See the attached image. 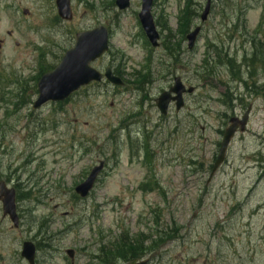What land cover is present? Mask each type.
Listing matches in <instances>:
<instances>
[{
    "label": "rangeland",
    "instance_id": "rangeland-1",
    "mask_svg": "<svg viewBox=\"0 0 264 264\" xmlns=\"http://www.w3.org/2000/svg\"><path fill=\"white\" fill-rule=\"evenodd\" d=\"M191 1L192 30L200 25L205 0ZM214 1L196 47L188 51L183 41L182 60L167 73L161 66L171 64L165 43L181 44L178 15L188 0H155L163 44L158 49L150 47L138 21L141 0H131L123 12L115 0H71V21L58 18L55 0H0V181L29 196L17 202L24 217L20 229L2 219L0 203V264H27L21 258L26 239L40 242L38 264H132L107 260V249L124 233L131 240L143 236L146 249L156 238L151 235L171 229L178 238L161 241L143 260L264 264V0ZM23 9L30 14L23 16ZM102 25L110 31V50L92 66L112 68L126 86L92 84L62 107L49 103L33 110L41 71L60 63L77 32ZM256 31L262 45L250 61L256 66L252 79L245 60ZM211 41L229 48L242 82L231 81L222 65L216 76L200 79ZM149 71V81L140 85L137 74ZM175 76L198 91L182 112L173 108L164 120L155 101ZM227 92L236 98L232 107L231 101L226 106ZM249 107L247 132L233 140L225 165L212 176L221 132ZM101 160L106 166L95 189L77 200L75 187ZM151 178L161 190L142 187ZM68 249L76 252L73 261Z\"/></svg>",
    "mask_w": 264,
    "mask_h": 264
},
{
    "label": "water",
    "instance_id": "water-1",
    "mask_svg": "<svg viewBox=\"0 0 264 264\" xmlns=\"http://www.w3.org/2000/svg\"><path fill=\"white\" fill-rule=\"evenodd\" d=\"M154 0H142V12L139 14L140 21L147 33L149 40L154 47L158 46L159 35L156 32L154 21L151 15V9ZM116 4L119 9L123 10L129 7V0H117ZM59 15L70 20L72 18L71 7L69 0H57ZM210 7V0L206 11L203 15L205 19L208 15ZM24 14H28L25 10ZM200 28H197L193 33L188 35L189 47L192 48ZM108 50V31L104 27L97 28L92 31L82 32L77 35L76 45L73 49L66 52L60 64L50 73L45 74L38 83V99L33 105L34 110L40 108L48 102H63L67 100L74 92L78 91L81 87L89 85L91 82H100L103 75L91 67V63L101 57ZM105 77L115 85H122L123 83L119 78L113 76L110 69L105 73ZM194 91L193 88L188 90L189 93ZM186 88L181 82L180 78L175 79V85L168 92H164L158 99V108L162 114H167L168 107L172 101L177 102V109L180 110L183 106V94ZM176 94L175 97L172 94ZM248 113L245 115L244 120L241 122V131L247 121ZM237 121L232 120L231 125L225 131L224 139L221 144L218 159L215 164L214 171L223 162L226 150L230 144L231 139L234 137L237 130ZM104 167L101 162L98 167H95L88 178L79 186L75 191L82 198H85L93 189L94 184ZM0 199L3 203L4 215H10L15 223V197L14 192L5 190L4 184H0ZM68 254L73 257V252L68 251ZM22 256L26 258L30 264H34L35 259V246L32 243L24 245ZM143 262L141 264H145Z\"/></svg>",
    "mask_w": 264,
    "mask_h": 264
},
{
    "label": "trees",
    "instance_id": "trees-1",
    "mask_svg": "<svg viewBox=\"0 0 264 264\" xmlns=\"http://www.w3.org/2000/svg\"><path fill=\"white\" fill-rule=\"evenodd\" d=\"M192 13L194 14V12L188 13L186 11L183 13V18H182L183 23L181 24L180 34L185 35L188 32L189 27H190L191 22H192V18H193ZM169 53H172L171 49L169 50ZM174 62H177L176 58H175ZM245 62H246L245 65L247 67H250L252 65L251 63H249V65H248V60H245ZM227 63H228L227 66H229V68L231 69L232 75L236 78H239L240 71H239V69H237V67L234 66V63H235L234 59L233 60H227ZM43 73H45V72L41 71V74H43ZM58 106L62 107L63 104L58 105ZM156 233H158V232H156ZM124 234H125L124 238H121L118 241V243L113 246V248L107 249L108 250L107 254L111 257V258H107V260L117 258V257L122 258V259H128V260H131V259L134 260L135 258H141L145 252L146 253L152 252L151 249L155 250L164 241H167V240L171 241V240H175L178 238L177 230L171 229V230L166 231L164 233H158V234H155V236L152 235L153 237H156L155 240H153L151 243L153 245L149 248L143 249L141 247V245H142L141 243L143 242V241H141V239H136V240L132 239L131 240L128 238L127 233H124ZM150 239H152V237H150ZM161 241H162V243H161ZM104 262H106V261H104Z\"/></svg>",
    "mask_w": 264,
    "mask_h": 264
},
{
    "label": "flooded vegetation",
    "instance_id": "flooded-vegetation-1",
    "mask_svg": "<svg viewBox=\"0 0 264 264\" xmlns=\"http://www.w3.org/2000/svg\"><path fill=\"white\" fill-rule=\"evenodd\" d=\"M239 118H241L242 117V115L241 116H238ZM199 120H201V119H199ZM200 122L201 121H199V126H201L200 125ZM202 127V126H201ZM202 129V132L204 133V128H201ZM15 188V191H16V195H17V197H18V191L16 190V189H18L16 186L14 187ZM18 213H19V218H20V225H19V228H17V229H20V228H22V227H24V217L20 214V211H19V209H18ZM2 219H4V220H8L9 221V218H7V217H3L2 216ZM29 240V239H28ZM27 239L24 241V242H26V241H28ZM30 241H32L34 244H35V247H36V249H37V251H39V241L38 240H32V239H30ZM23 242V243H24ZM23 243H22V245H23ZM37 264H38V262H37Z\"/></svg>",
    "mask_w": 264,
    "mask_h": 264
}]
</instances>
